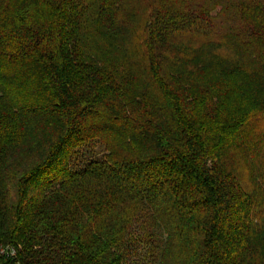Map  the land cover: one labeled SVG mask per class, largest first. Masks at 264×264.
Instances as JSON below:
<instances>
[{"label": "trees", "instance_id": "1", "mask_svg": "<svg viewBox=\"0 0 264 264\" xmlns=\"http://www.w3.org/2000/svg\"><path fill=\"white\" fill-rule=\"evenodd\" d=\"M8 243L264 264V0H0Z\"/></svg>", "mask_w": 264, "mask_h": 264}, {"label": "built area", "instance_id": "2", "mask_svg": "<svg viewBox=\"0 0 264 264\" xmlns=\"http://www.w3.org/2000/svg\"><path fill=\"white\" fill-rule=\"evenodd\" d=\"M0 264H21L19 248L12 243L0 245Z\"/></svg>", "mask_w": 264, "mask_h": 264}, {"label": "rangeland", "instance_id": "3", "mask_svg": "<svg viewBox=\"0 0 264 264\" xmlns=\"http://www.w3.org/2000/svg\"><path fill=\"white\" fill-rule=\"evenodd\" d=\"M34 76V75H33Z\"/></svg>", "mask_w": 264, "mask_h": 264}]
</instances>
